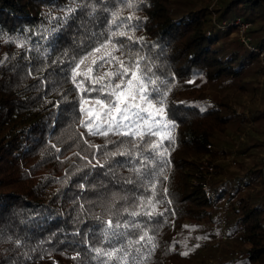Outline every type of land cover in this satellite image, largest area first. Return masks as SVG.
<instances>
[{"label": "trees", "instance_id": "obj_1", "mask_svg": "<svg viewBox=\"0 0 264 264\" xmlns=\"http://www.w3.org/2000/svg\"><path fill=\"white\" fill-rule=\"evenodd\" d=\"M129 2L135 7L0 0V264H101L106 257L95 249L110 251L145 231L155 247L135 245L138 264H264V63L233 23L249 21L251 45L264 47V0ZM113 13L118 23L133 19L117 29ZM127 25L138 43L114 41L146 56L166 82L174 124V143L164 142L168 155L157 158L150 179L133 171L143 148L80 125L81 93L71 82L75 63ZM117 68L105 62L89 75ZM125 149L133 157L119 155ZM152 183L162 215L131 216L153 196ZM109 219L140 227H121L126 235L113 238Z\"/></svg>", "mask_w": 264, "mask_h": 264}, {"label": "snow or ice", "instance_id": "obj_2", "mask_svg": "<svg viewBox=\"0 0 264 264\" xmlns=\"http://www.w3.org/2000/svg\"><path fill=\"white\" fill-rule=\"evenodd\" d=\"M121 2L125 3L129 9L135 7L134 3L129 0H121ZM112 15V24L117 29L125 25V20L133 19L129 15L118 23V13ZM134 28L135 26L127 25L126 31H112L104 43L80 58L72 68L71 82L81 93L79 112L82 119L79 121L80 125L86 128L90 135L128 137L133 149L143 148V151L135 153L134 158L140 166L134 168L133 171L138 177L150 179L156 174L154 165L157 158L163 160L168 155L169 149L164 146V142L174 143L175 138L171 132L174 124L166 119L164 105L167 91H161L166 82L155 76L151 63H145L148 60L146 56L131 50L124 52V45L114 41V38L119 36L126 37L133 44L138 43V40L131 34L134 32ZM101 52L103 55L91 59L92 68H88L87 72L80 71L81 65H85L86 61ZM115 52H122L129 59L126 61L113 55ZM105 62L118 64V68L115 71L105 72L101 76L89 75L93 72V68L103 67ZM78 77H84V79L78 81ZM85 80H90L93 87H85ZM96 85L99 87H95ZM85 92H97L98 95L94 98H87L84 96ZM110 155L116 156L117 153L113 152ZM119 155L133 157V152L125 149ZM159 175H163V169L160 170ZM128 183H132V181L129 180ZM150 186L153 196L142 198L138 205L142 211H133L130 213L131 216L145 215L151 219L154 215H162L155 211L157 203L154 201L155 184L152 183ZM121 227L125 229L139 228L140 225L113 224V221L109 219L106 221L105 232L110 233L113 238H119L126 235V233L117 231ZM152 241L153 237L145 231L138 240L129 239L126 245L122 244L110 251L95 249V252L97 257H106V260L101 261V264H111L112 261H115L116 264H130V257L131 264H138L133 252L139 253L140 249L134 246L141 242H147L155 247ZM182 255H188V252H183Z\"/></svg>", "mask_w": 264, "mask_h": 264}, {"label": "built area", "instance_id": "obj_3", "mask_svg": "<svg viewBox=\"0 0 264 264\" xmlns=\"http://www.w3.org/2000/svg\"><path fill=\"white\" fill-rule=\"evenodd\" d=\"M235 25L238 28V39L240 42H242L244 45L248 46L249 48L256 49L259 53V57L262 62H264V47L260 48H254L251 45V36L247 33L248 25L250 24L249 21H244L240 17H236V19L233 21Z\"/></svg>", "mask_w": 264, "mask_h": 264}, {"label": "rangeland", "instance_id": "obj_4", "mask_svg": "<svg viewBox=\"0 0 264 264\" xmlns=\"http://www.w3.org/2000/svg\"><path fill=\"white\" fill-rule=\"evenodd\" d=\"M251 26V23L248 25V28ZM247 28V29H248ZM238 29V28H237ZM237 39H238V34H237ZM262 63H264V62H262ZM259 102L261 103V101H260V99H259ZM248 104V103H247Z\"/></svg>", "mask_w": 264, "mask_h": 264}]
</instances>
